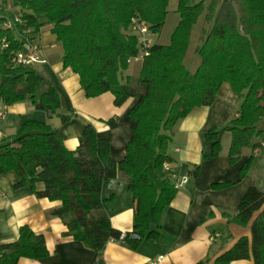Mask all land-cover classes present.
I'll list each match as a JSON object with an SVG mask.
<instances>
[{"label": "trees", "instance_id": "16d2710c", "mask_svg": "<svg viewBox=\"0 0 264 264\" xmlns=\"http://www.w3.org/2000/svg\"><path fill=\"white\" fill-rule=\"evenodd\" d=\"M202 12V2L179 0L180 20L170 43L152 42L142 54L138 80L146 90L127 111L132 135L120 161L111 156L109 140L98 137L90 123L75 149L67 148L49 123L35 119L20 121L15 133L0 143V174L14 170L19 177L14 188L29 184L37 197L58 200L52 215L62 220L67 235L99 256L105 244L118 241L122 233L111 226L103 208V181L118 174L134 201L133 229L119 242L134 249L143 239L157 237L163 207L177 190L163 170L171 161L167 150L173 128L194 108L210 105L223 83L240 101L238 115L222 127L230 137L229 161L237 162L244 148L254 151L264 141V132L257 128L264 118V0H211L204 13L210 25L196 48L200 64L191 72L184 55L192 25ZM166 13L167 0H0V101L8 105L29 100L61 123L70 119L60 112L56 89L33 65L12 62L17 51L49 29L62 46L63 66L77 74L85 96L111 93L115 105H121L131 96L123 72L140 55L132 21L143 22L153 34ZM106 123L117 128L115 117ZM218 131L215 126L205 134L211 143L205 158L220 150ZM250 159L240 168L242 176ZM198 169L192 166L193 175ZM37 182L43 183L42 190H35ZM230 184L216 182L212 187ZM226 216L231 223L250 224L251 238L240 237L214 264L239 259L264 264V189L251 182L237 212ZM47 254L43 235L26 224L19 227L16 240L0 243V264Z\"/></svg>", "mask_w": 264, "mask_h": 264}, {"label": "crops", "instance_id": "0c3cea01", "mask_svg": "<svg viewBox=\"0 0 264 264\" xmlns=\"http://www.w3.org/2000/svg\"><path fill=\"white\" fill-rule=\"evenodd\" d=\"M56 42V35L49 29L38 34L35 42L38 54L46 59L38 62L42 64L38 72L56 89L60 112L70 115V119L61 123L57 115L49 116L35 109L29 100L8 105L0 101V143L15 133L20 121L35 119L49 123L66 147L75 149L82 129L90 123L98 137L109 140L111 156L120 161L132 135L127 111L145 93L146 86L141 83L132 91L129 86L131 96L121 105H115L111 93L88 98L77 74L63 66V50H58ZM228 85L220 86L210 105L194 108L173 128L167 150L170 163L178 175H186L188 179L163 207L157 237L143 239L134 249L124 242L109 240L99 256L83 242L67 235L62 220L52 215V210L60 205L58 200L37 197L29 184L14 188L19 177L11 170L0 174V243L16 240L19 227L26 224L43 235L48 254L38 260L23 257L17 264H97L99 260L101 264H148L158 257L161 258L156 264H214L215 259L240 237L251 238L250 224L231 223L226 215L237 212L251 182L264 189V141L254 151L244 148L237 162L229 161L230 137L222 127L238 115L240 101ZM111 117L116 118V129L106 123ZM215 126L219 128L220 150L216 156L205 158L211 150L205 134ZM257 128L264 132V118L257 123ZM221 132L229 139L225 148L219 139ZM250 157L242 176L240 168ZM193 165H199L196 175L191 172ZM216 182L231 184L215 189L212 184ZM43 187L42 182L35 184V190ZM100 195L111 226L121 232L132 231L134 201L125 180L118 174L104 180ZM228 264L253 262L239 259Z\"/></svg>", "mask_w": 264, "mask_h": 264}, {"label": "rangeland", "instance_id": "374dc122", "mask_svg": "<svg viewBox=\"0 0 264 264\" xmlns=\"http://www.w3.org/2000/svg\"><path fill=\"white\" fill-rule=\"evenodd\" d=\"M197 1L202 2L203 12L197 17L195 23L192 25L188 46L184 55V65L191 72H194L200 64V58L196 53V48L198 45H200V37L202 36L204 29H208L210 25L204 21V13L206 11L207 5L211 0H197ZM179 20H180L179 0H167V13L165 16L164 23L161 29L159 30V32L151 34L150 37L152 39V42L158 44H169L171 35L175 27L177 26ZM56 43L58 50L62 51V46L60 42L57 41ZM40 57L44 59L41 55ZM141 62H142V58L140 53L138 57L130 60L127 69L123 72L122 76L124 77V79H128V85L130 86L131 91L135 89V86L141 85V83L138 80V72L141 66ZM41 65L42 64L37 62L34 63L33 67L38 71ZM226 84L228 85V83ZM222 134L223 132H221L219 139L222 142L223 147L225 148L226 147L225 145L229 143V139L227 135H225L226 137H224L222 136Z\"/></svg>", "mask_w": 264, "mask_h": 264}, {"label": "built area", "instance_id": "2783aa9c", "mask_svg": "<svg viewBox=\"0 0 264 264\" xmlns=\"http://www.w3.org/2000/svg\"><path fill=\"white\" fill-rule=\"evenodd\" d=\"M132 31L137 35L140 47L141 56L143 53L147 51V49L152 44L151 34L149 33V29L146 24L140 22L138 20L132 21ZM5 47V45H2ZM12 62L15 64H22V65H33L37 62H45L38 54V47L35 42H28L24 45V48L17 51L12 56ZM163 170L165 171L166 177L171 181L173 187L178 189L182 184H184L188 177L186 175H178L171 163H164ZM124 232H122L119 236L118 241H122L124 239ZM161 257L156 258L155 260L150 261L148 264H156Z\"/></svg>", "mask_w": 264, "mask_h": 264}]
</instances>
